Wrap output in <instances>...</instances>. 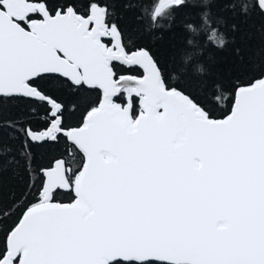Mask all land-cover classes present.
<instances>
[{
  "label": "snow or ice",
  "instance_id": "6c2138e0",
  "mask_svg": "<svg viewBox=\"0 0 264 264\" xmlns=\"http://www.w3.org/2000/svg\"><path fill=\"white\" fill-rule=\"evenodd\" d=\"M213 2L196 14L207 41L187 39L198 51L228 42ZM226 3L264 17V0ZM188 4L158 0L138 23L158 28ZM139 7L0 0V107L22 105L9 126L25 171L33 146L63 148L0 207V264H264V59L250 67L240 56L230 89L214 84L209 103L203 86L187 88L186 69L166 70L121 27Z\"/></svg>",
  "mask_w": 264,
  "mask_h": 264
},
{
  "label": "trees",
  "instance_id": "16d2710c",
  "mask_svg": "<svg viewBox=\"0 0 264 264\" xmlns=\"http://www.w3.org/2000/svg\"><path fill=\"white\" fill-rule=\"evenodd\" d=\"M131 3L139 8L135 11H124L121 13L118 22L126 33L136 35L142 44L147 45L161 65L174 74H181L186 81L187 88L194 94L203 91L208 94L209 103H215L212 97L215 92L212 86L219 83L227 92L230 89L232 74L229 70L234 69L240 63V56L243 57L245 65L250 67L259 66L264 59V40L261 37V29L264 28V17L253 15L245 18L233 11L228 10L226 0H215L210 4V12L213 18H223L225 25L220 26V31L228 41L223 49H218L214 42L208 41L203 51L187 44V39L192 37L200 43L207 41V34L200 28L203 23L199 15L201 0H189L186 8L175 13L172 21H160V27L153 28L150 21L147 26L138 23V16H143L145 10L151 11L158 0H131ZM196 4L194 7L193 4ZM238 12V9H237ZM193 24L198 29L196 33H190L184 27L186 24ZM235 24L238 31H231V25ZM214 26V21L210 22ZM235 37V42H233ZM240 49L239 56L236 49ZM191 53L190 61L185 65L182 60L184 54ZM197 65L204 69L203 74L196 71ZM234 74V73H233ZM22 105L9 101L0 107V207L8 206L14 197H21L26 192L27 185L38 179V170L46 166L49 161L59 155L63 150L62 144H42L31 148V170L25 171L26 160L22 157L18 148L19 141L15 138L10 122L20 113ZM71 109V106H70ZM217 118L225 108L217 105ZM78 114L69 118L70 123H75ZM16 161H19L20 167ZM67 202L65 197H60Z\"/></svg>",
  "mask_w": 264,
  "mask_h": 264
}]
</instances>
